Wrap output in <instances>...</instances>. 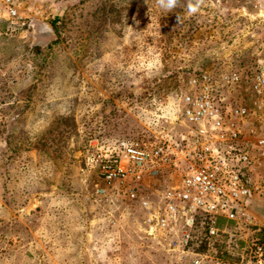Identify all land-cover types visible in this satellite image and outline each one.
I'll return each instance as SVG.
<instances>
[{
    "label": "rangeland",
    "instance_id": "rangeland-1",
    "mask_svg": "<svg viewBox=\"0 0 264 264\" xmlns=\"http://www.w3.org/2000/svg\"><path fill=\"white\" fill-rule=\"evenodd\" d=\"M12 1L19 18L0 19V204L12 210L2 253L15 263L9 248L35 238L33 264H176L127 190L153 208L182 169L115 184L105 201L90 142L188 138L179 93L202 74L246 77L264 60V0H202L194 14L189 0L172 12L158 0ZM224 93L230 104L241 90ZM33 200L42 212L31 220L17 211ZM251 209L264 223V204ZM257 237L237 229L221 247L236 253Z\"/></svg>",
    "mask_w": 264,
    "mask_h": 264
},
{
    "label": "built area",
    "instance_id": "built-area-1",
    "mask_svg": "<svg viewBox=\"0 0 264 264\" xmlns=\"http://www.w3.org/2000/svg\"><path fill=\"white\" fill-rule=\"evenodd\" d=\"M3 15L19 18L12 0H0ZM227 87L241 90L230 104ZM176 118L188 128L180 143L145 148L125 140L90 142L88 155L103 182L95 195L108 201L115 184L181 168L179 182L153 208L134 188L127 190L130 201L148 212L146 232L166 242L176 264H264V223L251 209L264 204V60L246 77L233 71L192 79L179 93ZM237 229L259 237L235 253L221 244Z\"/></svg>",
    "mask_w": 264,
    "mask_h": 264
},
{
    "label": "crops",
    "instance_id": "crops-1",
    "mask_svg": "<svg viewBox=\"0 0 264 264\" xmlns=\"http://www.w3.org/2000/svg\"><path fill=\"white\" fill-rule=\"evenodd\" d=\"M40 204H41V202L38 200L29 201V203L27 205H25V207H22L17 212L18 213L21 212V214H23L26 218L28 217V219L32 220V218H34L36 216V214H38V216L40 217L41 212H42L41 209L38 208V205H40ZM33 210L34 211L37 210L36 211L37 213L35 212L33 214ZM11 212H12L11 208L5 207L4 205L0 204V231L3 227L6 226L5 222L11 217ZM20 215H18V216H20ZM10 226L11 225H8V227H10ZM28 230L30 231V233H33V231L31 229L28 228ZM0 237H1V235H0ZM5 237L8 238L7 235H5ZM1 241L2 240L0 238V245H1ZM14 241H16V240H14ZM35 245H40V243L37 239L32 238V239L28 240L27 243L21 249L20 248H18V249L9 248V251L12 252L11 257H13L14 259H17V261H15V263H12L6 257V256L10 257V254L7 255L6 252L2 253V251L6 250L8 248L0 246V264H19V262H21L20 260L33 264L39 258L29 248L34 247Z\"/></svg>",
    "mask_w": 264,
    "mask_h": 264
},
{
    "label": "clouds",
    "instance_id": "clouds-1",
    "mask_svg": "<svg viewBox=\"0 0 264 264\" xmlns=\"http://www.w3.org/2000/svg\"><path fill=\"white\" fill-rule=\"evenodd\" d=\"M180 0H158V4L162 9L168 12H172L176 7H178ZM202 0H196L195 4L192 3V0H189L187 6V12L190 14H194L198 11ZM179 19V17H177Z\"/></svg>",
    "mask_w": 264,
    "mask_h": 264
}]
</instances>
